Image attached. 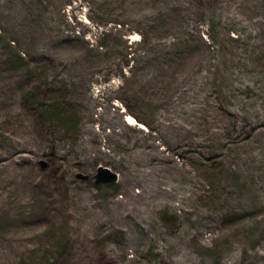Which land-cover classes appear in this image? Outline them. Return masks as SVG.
Masks as SVG:
<instances>
[{
    "label": "rangeland",
    "instance_id": "1",
    "mask_svg": "<svg viewBox=\"0 0 264 264\" xmlns=\"http://www.w3.org/2000/svg\"><path fill=\"white\" fill-rule=\"evenodd\" d=\"M259 4L0 0V264H264Z\"/></svg>",
    "mask_w": 264,
    "mask_h": 264
},
{
    "label": "trees",
    "instance_id": "2",
    "mask_svg": "<svg viewBox=\"0 0 264 264\" xmlns=\"http://www.w3.org/2000/svg\"><path fill=\"white\" fill-rule=\"evenodd\" d=\"M163 8L165 9L163 14H166L167 10L172 11L173 14H174V12H179L178 8L170 9V8H166V6H164ZM256 9H257V11H255V13L257 14V17L264 16V0H260V4L256 7ZM180 20L182 21L183 24L185 23V17L180 18ZM193 22L195 23L196 27L192 26V27H190V29L194 28L193 30L196 29L197 32H200V34L202 33L201 35L199 34L200 36L199 35L198 36H199V40L201 41V43L204 46H206V48L204 49L206 51H210V47H215V45H217V46L221 45V49L222 48L224 49L225 47H224L223 43L226 41V38H229V40H231V41L233 40L235 42H239L241 40L239 35H237V36L232 35V31H234L233 28H229V30L226 31V33H227L226 37H225V33H224V37L221 40H217V34L219 31L216 27V22L212 21V20L210 21L212 23L211 24L209 23V28L206 30V32H204L206 34V37H205L202 30H201V28H202L201 24L198 23L199 20L198 21L193 20ZM180 25H181V23H180ZM187 25H189V22L187 23ZM139 34H140V39L138 41V45H139V50H141V51H144L143 49H147V47H150L152 49L158 48V50L163 51V53H165L166 55H168L170 57V56H174V55L178 56L180 49H184L185 51H187L189 48H193V44H192V41L189 39L190 38L189 35L184 36V37H181V35L175 37L173 39V41H170L169 44H167L163 47V48L168 49L165 51V50H163V48L159 47V44L157 42L153 43V41H152L153 34H150L148 31H146V32L139 31ZM255 38H256V40L259 41L256 44H254V46H256V50L259 48L263 49L264 48V35H263V33H257ZM242 44L244 45L243 47H245V50H249L248 42L246 43L245 40H242ZM141 45H143L142 48H141ZM99 47L102 49L103 45L100 44ZM253 51H254V49H253ZM182 53H184L183 50L180 51V57H176V58L182 59V57H183V56L181 57V55H183ZM19 57L21 60L24 61L23 56L20 55ZM217 57H218V55H217ZM150 60L153 61L155 59L149 58L148 63L150 62ZM128 112H129V114L133 115L137 119V121H139L138 117L135 116V114L133 112L129 111V109H128Z\"/></svg>",
    "mask_w": 264,
    "mask_h": 264
},
{
    "label": "water",
    "instance_id": "3",
    "mask_svg": "<svg viewBox=\"0 0 264 264\" xmlns=\"http://www.w3.org/2000/svg\"><path fill=\"white\" fill-rule=\"evenodd\" d=\"M42 166H46L44 162L41 163ZM77 177L81 179H88V175L84 174H77ZM94 178V184L99 185V184H112L117 182L118 179V173L116 171H113L111 168L108 166L104 165H98L96 169V173L93 175Z\"/></svg>",
    "mask_w": 264,
    "mask_h": 264
},
{
    "label": "bare ground",
    "instance_id": "4",
    "mask_svg": "<svg viewBox=\"0 0 264 264\" xmlns=\"http://www.w3.org/2000/svg\"><path fill=\"white\" fill-rule=\"evenodd\" d=\"M125 121L128 123V124H136L138 125L139 127L141 128H145V125L139 121H137V119L131 115V114H125V117H124Z\"/></svg>",
    "mask_w": 264,
    "mask_h": 264
}]
</instances>
